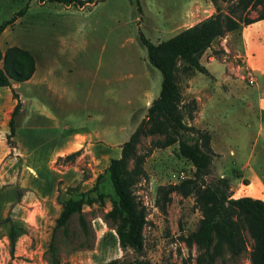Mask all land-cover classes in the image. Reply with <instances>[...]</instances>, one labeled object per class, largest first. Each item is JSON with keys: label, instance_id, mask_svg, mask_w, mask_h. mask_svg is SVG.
I'll return each instance as SVG.
<instances>
[{"label": "rangeland", "instance_id": "1", "mask_svg": "<svg viewBox=\"0 0 264 264\" xmlns=\"http://www.w3.org/2000/svg\"><path fill=\"white\" fill-rule=\"evenodd\" d=\"M132 1L75 5L0 0V25L15 14L0 32L1 50L13 45L25 49L35 65L28 79H11L21 103L14 115L15 133L9 138L16 98L10 87L0 88V264H106L113 258L126 264L137 255L120 245L115 223L107 216L116 195L106 168L120 155L122 142L161 87V72L149 62L140 31L157 42L177 33L178 27L156 36L155 13L146 6L152 3L157 8L158 1L138 0L140 7ZM179 1L162 0L161 6L172 12ZM195 1L200 9L179 28L215 12L214 4L209 12L208 0ZM227 4L219 1L224 11ZM23 6L26 9L16 13ZM263 13L264 0H251L237 17ZM243 24L247 25L240 20L238 28L217 37L202 54L200 60L210 74L180 73L179 82L184 96L197 100L189 122L211 134V174L226 176L234 197L264 199V69L260 68L264 57L260 39L259 48L243 44V38L250 36L247 31L244 36ZM260 25L255 27L258 32ZM249 75L255 78L253 83L248 82ZM62 137L65 147L62 155H56ZM150 139L143 137L140 149L149 146ZM73 152L77 153L70 156ZM144 166L147 176L135 187L147 212L142 253L156 263L193 264L195 249L183 241L201 216L193 197L173 193L166 212L155 199L159 185L191 176L194 166L179 154L177 142L154 148ZM56 168L66 169V183L62 180L58 187L61 203L80 194L90 200L82 204L85 226L75 212L64 225L54 227L56 210L33 197V187L52 192ZM11 229L16 231L13 254ZM226 256L215 264H251L249 247L239 257Z\"/></svg>", "mask_w": 264, "mask_h": 264}, {"label": "trees", "instance_id": "2", "mask_svg": "<svg viewBox=\"0 0 264 264\" xmlns=\"http://www.w3.org/2000/svg\"><path fill=\"white\" fill-rule=\"evenodd\" d=\"M48 1L82 5L86 1L96 3L99 0ZM211 1L215 5V12L159 43L148 39L142 31L139 34L149 62L159 69L162 79L159 93L151 100L145 116L122 142L120 155L111 158L106 168L116 195L107 216L115 223L120 245L130 247L137 253L135 258L126 264H176L170 260L152 262L142 253L147 212L135 192L136 185L147 176L144 163L149 153L156 147H166L175 142L178 143L179 154L193 164V174L178 182L159 185L155 201L160 210L166 212L173 193L193 197L201 216L196 227L183 236L185 245L190 250L195 249L193 264H215L218 258L225 259L226 255L228 258H236L247 247L251 264H264V199L252 195L234 197L229 179L226 176L211 174L214 155L211 134L207 129L189 122L194 118L197 100L195 97L184 96L179 82L180 73L189 75L199 71L210 74L200 60L204 51L217 37L238 28L240 20L248 24L264 18V13L255 18L244 16L239 19L237 14L245 11L251 0ZM219 1L228 2L225 11L220 8ZM135 2L137 7H140V2ZM25 9L26 6H23L16 13H22ZM14 20L15 14L3 21L0 32ZM0 60V87H10L13 97L16 98L9 120V138L15 133L14 115L21 103L18 93L12 87L11 79H28L34 72L35 65L32 55L15 45L9 46L5 52L0 48ZM145 136L151 137L149 146L140 149L139 144ZM76 153L69 155L74 156ZM89 201L84 199L82 194L76 198L65 199L54 227L64 225L75 212L85 226L82 204ZM15 232L11 229L9 233L12 254ZM118 263H121L119 259L113 258L106 264Z\"/></svg>", "mask_w": 264, "mask_h": 264}, {"label": "crops", "instance_id": "3", "mask_svg": "<svg viewBox=\"0 0 264 264\" xmlns=\"http://www.w3.org/2000/svg\"><path fill=\"white\" fill-rule=\"evenodd\" d=\"M158 4H157V8L154 6V4L149 3V6L147 5L146 7H148V9L152 12L154 11L155 13V30L153 31V34L157 35H162L166 36L165 34L167 33V31H169L170 33H173L171 30L174 28L178 27V30H176L177 32L180 31L181 29L192 25L193 23L199 21L200 18H196L192 23H189L188 25L184 26V27H180L181 24L183 22H185V20H187L186 18L190 15V13L192 11H194L196 8H199V4L195 1V0H186L189 1L188 4L185 3V0H180L179 1V6L176 10L170 12L168 10V8L166 7L164 9V7H162V0H157ZM177 1V0H175ZM209 5H208V10L209 12H212V10L214 9V5L212 3L211 0H208ZM158 20V22H157ZM259 23H261L260 27H261V31L258 32V27H259ZM263 26V29H262ZM254 27V28H253ZM257 27V29L255 28ZM175 31V32H176ZM247 31V36L248 33L250 32V36L247 37L246 41H244L245 38H243L242 42L243 44L247 43L249 48H256L258 47V40L260 39L261 42V49H262V55L264 57V52H263V45H264V18L260 19L258 21H254L251 22L247 25L242 26V32L245 36V33ZM174 32V33H175ZM165 33V34H164ZM260 34L261 37L258 35ZM164 39H159V41L155 42V43H159L161 41H163ZM258 47V48H259ZM246 52H248V50H246ZM248 54V53H247ZM248 59L250 60V58L248 57ZM262 71H263V67L261 65ZM2 87V86H1ZM0 87V88H1ZM66 142V140H64V138L62 137L61 143L55 148V153L56 155L61 154L60 151L65 147L64 143ZM58 172H56L55 174V180L54 183H52V192L50 193H46L43 192L39 187H33L34 189H31V192L34 193L33 197H37L38 202H42V204H46L47 206L52 207L54 210H56V217L59 215V213L62 210V203L57 199L58 197V187H62V185L64 184V182H62V180H65L66 183V169H58L56 168ZM16 183H20V176L18 177V180H16ZM25 195V194H24ZM32 198V197H31ZM18 205H21V201L17 202Z\"/></svg>", "mask_w": 264, "mask_h": 264}, {"label": "built area", "instance_id": "4", "mask_svg": "<svg viewBox=\"0 0 264 264\" xmlns=\"http://www.w3.org/2000/svg\"><path fill=\"white\" fill-rule=\"evenodd\" d=\"M255 81V78H253L251 75L248 76V82L253 83Z\"/></svg>", "mask_w": 264, "mask_h": 264}]
</instances>
